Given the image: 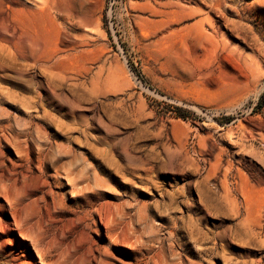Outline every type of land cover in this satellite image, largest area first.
I'll return each instance as SVG.
<instances>
[{"label": "rangeland", "instance_id": "rangeland-1", "mask_svg": "<svg viewBox=\"0 0 264 264\" xmlns=\"http://www.w3.org/2000/svg\"><path fill=\"white\" fill-rule=\"evenodd\" d=\"M263 92L264 0H0V264H264Z\"/></svg>", "mask_w": 264, "mask_h": 264}, {"label": "bare ground", "instance_id": "bare-ground-1", "mask_svg": "<svg viewBox=\"0 0 264 264\" xmlns=\"http://www.w3.org/2000/svg\"><path fill=\"white\" fill-rule=\"evenodd\" d=\"M87 189H88V187L84 185V186H81V187L79 188V191H80L81 193L84 192L85 195H88V193L85 191V190H87ZM104 224H105L106 227L109 226V223H108V222H105ZM106 234H107V232H106ZM108 235H109V234H108ZM121 238H124V237L121 236ZM115 239H120V238H118V234H117V235H112V236H110V241L115 242Z\"/></svg>", "mask_w": 264, "mask_h": 264}, {"label": "trees", "instance_id": "trees-1", "mask_svg": "<svg viewBox=\"0 0 264 264\" xmlns=\"http://www.w3.org/2000/svg\"><path fill=\"white\" fill-rule=\"evenodd\" d=\"M259 105H264V92L259 96Z\"/></svg>", "mask_w": 264, "mask_h": 264}]
</instances>
